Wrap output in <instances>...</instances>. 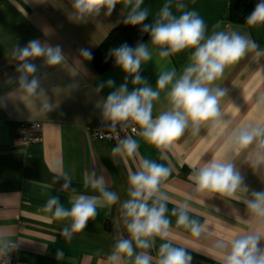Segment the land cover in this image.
<instances>
[{"label": "crops", "instance_id": "crops-1", "mask_svg": "<svg viewBox=\"0 0 264 264\" xmlns=\"http://www.w3.org/2000/svg\"><path fill=\"white\" fill-rule=\"evenodd\" d=\"M166 2L144 0L142 7L149 10L144 24H151ZM183 2L186 10H195L204 19L208 34L236 31L250 36L264 49V25L230 21V0ZM172 11L179 15L174 6ZM72 12L70 0H0V229L20 242L15 250L18 264H107L116 240L127 236L121 205L129 198V174L138 170L142 158L171 168V175L161 184V190L168 196L169 237L167 241L157 239L156 249L160 243L170 242L185 248L192 256L191 264H221L215 247L218 241H229L259 228L244 201L251 198L253 191H264V164L251 167V149L236 154L229 137L238 126L264 125V105L257 106V98L264 96V57L255 58L254 53H249L226 68L223 77L215 81L213 87L226 90L219 101L220 123L202 126L196 135L191 128L187 129L171 149L165 150L166 160L160 159V151L137 133L124 135L121 139L131 137L138 141L139 148L135 156L121 157L112 154L117 141L95 139L92 128L96 119L102 118L97 103L124 83L126 74L115 65L96 71L91 61L80 57V49L94 51L110 30L124 20L126 12L118 4L111 16H105L102 10L99 17L87 23L70 20ZM32 39L60 45L65 55V63L56 68L45 66L42 58L31 61L38 66L37 74L42 79L44 95L40 100L17 89L18 61L11 56L15 45L23 47ZM141 42L150 44L148 33ZM193 51L185 49L161 58L152 49V60L141 65L140 75L155 88L159 74L173 68L180 74ZM44 72L48 73L47 78L43 77ZM109 79L114 80V87H105L96 93L98 84ZM131 80L128 77L129 91L134 87ZM70 84L78 87L69 90ZM167 91L168 88L162 90L160 99L153 102V118L168 109ZM45 100L53 106L47 114L39 108ZM25 121L42 123L40 140L23 143L15 139L13 123ZM228 158L234 160L248 191L238 190L235 199L195 193L189 178L195 170L211 159ZM93 172L105 178L106 188L117 193L119 200L114 205L98 208L97 216L87 222L84 231L68 240L60 235V230L69 221L56 220L41 208L51 195L58 196L66 208L71 207L70 198L76 194L98 195L83 186L85 175ZM63 173L72 176L68 192L61 191L63 179L53 183V176ZM73 189L75 193L71 192ZM185 202L189 204V217L204 226L200 236L177 226L176 217L171 215L173 208ZM260 246L264 247V241ZM57 249L64 251L62 260L56 259ZM156 249L151 251L154 258Z\"/></svg>", "mask_w": 264, "mask_h": 264}, {"label": "clouds", "instance_id": "clouds-1", "mask_svg": "<svg viewBox=\"0 0 264 264\" xmlns=\"http://www.w3.org/2000/svg\"><path fill=\"white\" fill-rule=\"evenodd\" d=\"M73 10L70 20L76 23H87L89 19L99 17L102 10L105 16H111L115 6L120 4L126 12L125 25H143L141 31L148 33L150 44L137 42L135 47L127 43L111 49L108 57L114 60L115 66L125 74V81L111 91L106 99L97 103L101 109L102 121L106 122L109 133L118 137L117 145L112 148L113 155L133 157L138 151L137 140L126 136L121 139L120 130L132 125L145 142L160 151V159L166 160L165 150L171 149L185 131L191 128L194 135L199 134L202 126H212L221 122L219 101L226 95V90L213 87L221 79L226 68L236 64L249 53L255 58L264 57V49L250 36L236 31H213L207 33L204 19L195 10H186L183 0H167L151 24H144L149 17V10L142 7L144 0H70ZM173 6L179 15L173 13ZM250 26L264 25V0H259L252 13L246 18ZM219 28V25H216ZM152 49L161 58L194 49L189 63L180 74L176 69L158 75L155 88L150 86L140 75L141 65L152 60ZM11 56L18 61L15 83L18 90L35 100L44 95L41 75L38 66L31 62L42 58L43 64L56 68L65 63V55L60 45L52 46L39 39H32L20 47L15 45ZM80 57L91 61L93 54L89 49H80ZM106 57V60L107 58ZM44 72L43 77L47 78ZM128 77H132L133 90H128ZM11 81V78H10ZM114 80L101 82L95 89L99 93L103 88H113ZM138 86V87H137ZM170 86V88H169ZM77 84L68 85V89L77 88ZM168 88L166 111L153 118V102L160 99V92ZM264 105V96L257 98V106ZM40 111L48 113L53 110L49 100L40 102ZM111 135L107 139H112ZM229 144L236 154L248 152L253 161L251 167L264 164V125L246 124L236 127ZM171 175V168L164 164L142 158L138 170L128 177V199L121 205V216L127 236H120L107 256V264H191L192 256L182 247H175L170 242L159 244L157 239L167 241L171 221L166 215L168 196L161 190V184ZM194 184V192L208 196L216 194L232 199L238 190L248 191L243 184V177L236 169L231 158L211 159L198 167L189 177ZM63 179L61 191L68 192L72 176L68 173L53 176V183ZM84 188H91L98 195L76 194L70 198V208L61 204L58 196H49L41 208L50 213L56 220L69 221L60 235L71 240L74 234L83 232L89 220L95 219L97 209L117 203V193L106 188L105 178L95 172L85 175ZM71 192L75 193L73 189ZM250 216L259 228L245 232L229 241H218L215 245L219 252L221 264H264V191H253L251 198L244 201ZM187 202L171 210L176 217V225L183 226L195 236H200L204 226L188 215ZM20 242L13 239L6 231L0 229V258L9 264L7 257L17 250ZM46 248V247H45ZM156 249L155 258L151 251ZM64 258L63 249L56 250V259Z\"/></svg>", "mask_w": 264, "mask_h": 264}, {"label": "trees", "instance_id": "trees-1", "mask_svg": "<svg viewBox=\"0 0 264 264\" xmlns=\"http://www.w3.org/2000/svg\"><path fill=\"white\" fill-rule=\"evenodd\" d=\"M248 3L245 10H241V2ZM252 0H230V6L228 10V18L232 22L245 23L246 18L252 13L253 8L251 5ZM146 36V33L141 31V28L137 26L125 25L123 21L110 30L106 38L92 51L93 59L92 65L96 71L100 72L115 65L114 60L108 57V53L111 49L119 47L123 43H127L129 46L135 47L137 42H141ZM106 57L107 60H106Z\"/></svg>", "mask_w": 264, "mask_h": 264}, {"label": "built area", "instance_id": "built-area-1", "mask_svg": "<svg viewBox=\"0 0 264 264\" xmlns=\"http://www.w3.org/2000/svg\"><path fill=\"white\" fill-rule=\"evenodd\" d=\"M259 2V0H252L251 5L254 10L256 4ZM137 127L135 125H132L128 128H125L123 130H120L119 126H117V131L119 132V137L121 138L124 135L128 134H136V132H133L132 128ZM42 131V123L38 121H25V122H16L12 125V135L15 137V139L22 141L23 143H30V142H36L40 140V133ZM93 134L95 139L100 141H109V142H115L118 140V137H116L115 133H109L107 129L106 122L102 121L101 117H98L95 121V125L92 128ZM111 135L112 139H107V136ZM9 264H18V261L15 258V251L9 254L7 257ZM0 264H4V261L2 258H0Z\"/></svg>", "mask_w": 264, "mask_h": 264}, {"label": "water", "instance_id": "water-1", "mask_svg": "<svg viewBox=\"0 0 264 264\" xmlns=\"http://www.w3.org/2000/svg\"><path fill=\"white\" fill-rule=\"evenodd\" d=\"M247 5H248V3H246V2H241L240 3V8H241V10L243 11V10H245L246 9V7H247Z\"/></svg>", "mask_w": 264, "mask_h": 264}]
</instances>
